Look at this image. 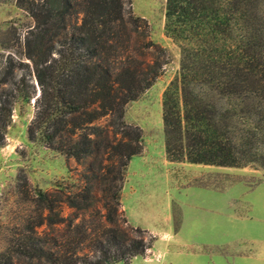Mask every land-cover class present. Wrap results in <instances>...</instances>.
Returning a JSON list of instances; mask_svg holds the SVG:
<instances>
[{
    "label": "trees",
    "instance_id": "1",
    "mask_svg": "<svg viewBox=\"0 0 264 264\" xmlns=\"http://www.w3.org/2000/svg\"><path fill=\"white\" fill-rule=\"evenodd\" d=\"M0 2L30 22L23 59L0 61V146L15 106L32 100L29 143L77 163L94 157L96 169L111 168L110 181L120 183L141 151L140 130L124 122V107L165 63L145 40V21L127 0ZM162 32L179 54L160 97L165 160L264 169V0H164ZM151 48L157 54L149 61ZM27 188L16 192L33 216L8 229L0 264H128L154 241L126 224L120 185L103 187L98 199L87 177L71 194Z\"/></svg>",
    "mask_w": 264,
    "mask_h": 264
},
{
    "label": "rangeland",
    "instance_id": "2",
    "mask_svg": "<svg viewBox=\"0 0 264 264\" xmlns=\"http://www.w3.org/2000/svg\"><path fill=\"white\" fill-rule=\"evenodd\" d=\"M127 2L131 12L145 21V40L164 52L165 63L154 82L125 105L123 120L140 130L141 151L136 156L151 163L146 167L155 178L151 187H160V199L169 207L155 209L158 221L154 202L140 217L126 218L120 199L127 165L118 183L110 181L114 177L111 168L104 172L96 169L94 157L77 163L38 143H29L25 128L32 118L31 100L21 108L15 106L0 146V251L17 219L33 216L31 207L21 203L23 195L17 194L16 187L71 194L87 177L96 199L103 187L120 185L118 210L126 224L154 237L144 256L128 264H264V169L162 162L160 97L177 74L178 48L162 32L164 0ZM29 25L25 14L12 3L0 2V61L6 56L23 59L22 38ZM156 54L151 48L144 56L150 61ZM260 150L264 152V144ZM100 204L94 202V207L100 208ZM69 212L62 207L63 216Z\"/></svg>",
    "mask_w": 264,
    "mask_h": 264
},
{
    "label": "crops",
    "instance_id": "3",
    "mask_svg": "<svg viewBox=\"0 0 264 264\" xmlns=\"http://www.w3.org/2000/svg\"><path fill=\"white\" fill-rule=\"evenodd\" d=\"M162 154V162H166L163 148ZM148 164L151 163L140 155L133 156L128 161L125 185L121 189L120 199V205L126 214V218L140 217L139 214L143 215L145 209L154 202V213L157 215L156 220L158 221L159 214L155 209L161 206L169 207V203L160 199V187H151V184L155 182V178L151 177L150 171L146 168Z\"/></svg>",
    "mask_w": 264,
    "mask_h": 264
},
{
    "label": "water",
    "instance_id": "4",
    "mask_svg": "<svg viewBox=\"0 0 264 264\" xmlns=\"http://www.w3.org/2000/svg\"><path fill=\"white\" fill-rule=\"evenodd\" d=\"M34 84H35V82H34Z\"/></svg>",
    "mask_w": 264,
    "mask_h": 264
}]
</instances>
